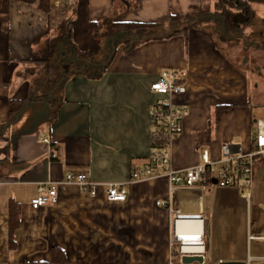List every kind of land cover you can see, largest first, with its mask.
<instances>
[{
  "label": "crops",
  "instance_id": "crops-1",
  "mask_svg": "<svg viewBox=\"0 0 264 264\" xmlns=\"http://www.w3.org/2000/svg\"><path fill=\"white\" fill-rule=\"evenodd\" d=\"M216 1L50 0L49 11L38 2H11L8 19H0V264L50 261L53 246L64 250L69 264L170 263L169 214L156 203L169 195L165 176L130 184L125 201L107 200L102 186L91 196L77 185L64 184L58 188L57 203L33 208L31 202L42 182L63 180L68 171H82L99 183L122 182L147 165L149 113L161 97L150 85L165 69L187 72V90L174 101L190 109L182 134L171 144L173 169L199 164L205 149L219 159L228 141L235 152L252 149L253 126L260 118H255L250 102V78L224 50L233 37L221 38L223 48L218 44L223 33L210 27L219 22L223 26V21L200 18L186 35L166 36L181 24L167 22L169 17L211 14ZM111 14L117 21L165 23L151 33L160 37L153 36L130 51L125 40L132 36L117 40L113 60L98 80L77 69L67 72L63 67L61 74L60 69H43L31 61L49 39H56L57 49L62 50L59 27L64 19L76 48L86 50L89 22ZM222 105L228 107L217 111ZM175 196L183 210L205 212V225L200 220H180L177 230L197 234L204 230L207 254L206 188L202 192L181 188ZM11 201L19 203L15 248L10 244ZM258 201L254 200L255 206L264 209ZM156 210L166 213V219L159 221L167 238L161 249L150 242ZM141 224L147 226L146 232ZM141 239L148 245L141 246ZM250 239L260 240L261 235ZM203 248L184 246L189 251ZM205 255L204 263L216 264Z\"/></svg>",
  "mask_w": 264,
  "mask_h": 264
},
{
  "label": "built area",
  "instance_id": "built-area-1",
  "mask_svg": "<svg viewBox=\"0 0 264 264\" xmlns=\"http://www.w3.org/2000/svg\"><path fill=\"white\" fill-rule=\"evenodd\" d=\"M60 5V2H55ZM187 72L184 70H163L159 77L152 82L150 90L160 94L161 97L150 109L149 121L151 126L150 134V153L147 165L135 169L128 180L122 182H104L99 183L92 180L82 171H68L63 180H49L42 182L38 188V196L32 200L33 208H39L58 202L59 186L64 184H74L91 196H95L97 188L102 186L105 189L106 198L109 201H125L128 197V186L130 184L150 180L159 177H167L169 182V195L165 199L157 200V205L166 208L169 214L170 224V251L171 260L169 264H206L194 261L185 263L182 256L204 255L206 254L205 232L191 233L190 230H177V223L180 220H200L206 221V214L202 211L183 210L182 206L176 201L175 193L181 188L203 191L206 183L211 179L212 166H218L217 177L213 181L214 186L220 188H240V197L245 200L247 205V220L249 240L253 225L254 214V187H257L259 197V173L256 156L264 155V119H257L255 122L256 134L252 149L249 152H235L233 144L228 141L221 147V157L213 159L210 151L205 149L201 154V162L181 170H175L171 167V144L173 140L183 132V122L190 114L188 106L178 104L174 97L185 93L187 90L184 79ZM47 141V140H46ZM258 221V220H257ZM264 240V233L261 235ZM187 244L204 246L203 250L189 251L185 250ZM263 257H254L249 254L246 264H252L253 260ZM221 261V260H220Z\"/></svg>",
  "mask_w": 264,
  "mask_h": 264
},
{
  "label": "rangeland",
  "instance_id": "rangeland-1",
  "mask_svg": "<svg viewBox=\"0 0 264 264\" xmlns=\"http://www.w3.org/2000/svg\"><path fill=\"white\" fill-rule=\"evenodd\" d=\"M231 4L244 5L245 2H243V0H231ZM250 5L249 14H246L241 7H232L230 23H226V27L228 24L233 26V29L230 27L229 30H232L229 37H233L230 41V46L228 48L223 46L221 36H219V43H217L222 45L223 48H226L224 50L231 56L235 65L241 68L250 78L249 98L251 99L250 102L253 106L255 118H264V2H252ZM247 18H249L248 21H246ZM224 26H222V22L210 25L212 29L221 32ZM125 36L130 37L131 35L127 33ZM116 37L118 36L113 34L102 37L101 48L94 55V62L102 63L113 53L114 46H119L117 40H120V38L112 41V39ZM131 40L130 38V41ZM57 45L59 47L58 42ZM66 48L62 47L61 51L58 50L59 54L56 53L55 55L56 61L54 66H56V69L61 70V74L64 73L62 68H67L69 65V59L64 58L71 57L67 55L68 51ZM73 68H76L75 64ZM255 127L254 125V134ZM257 167L261 169L259 173L260 200L258 199V202L264 207V162H257ZM217 172L218 166H212L211 179L205 185L207 191L206 209L208 212L207 232H209L208 237H206L208 247V252L205 255L206 260L215 261L217 264L220 262L217 260L219 257L234 256L237 257L235 260L246 261L250 253V255L254 257H263L264 240H249L247 205L245 200L240 197V188H220L214 186L212 183L217 177ZM257 194V187L255 185V200H257ZM219 204L222 206V209L219 207L220 210L217 209ZM253 209V216L257 217L252 220L255 227L251 229V233L256 232V234L260 236L264 233V209H262L261 206H255V204ZM154 215L157 222L155 224L154 237L150 239V242L151 246H154V249H161L167 245V238L165 230L164 232L161 230L159 221L166 219V213L156 210ZM146 227L145 224H141V231L146 232ZM140 244L141 246H147L148 242L141 239ZM252 264H264V261L256 259L252 261Z\"/></svg>",
  "mask_w": 264,
  "mask_h": 264
},
{
  "label": "trees",
  "instance_id": "trees-1",
  "mask_svg": "<svg viewBox=\"0 0 264 264\" xmlns=\"http://www.w3.org/2000/svg\"><path fill=\"white\" fill-rule=\"evenodd\" d=\"M12 1H22L27 3H35L38 2V6L44 11H49L50 8V0H0V19L7 20L9 17V8ZM245 2L244 5L237 4L232 5L231 0H217L215 2V11L213 13H207L204 15L191 16V15H172L169 17L167 22H175L179 21L180 26L177 25L170 31L166 36H172L175 34L182 33L186 35L187 31L190 28L197 26L200 18L208 19L210 17H214L217 19H221L223 21V31L221 37L225 38L230 36L231 34L230 27L233 29V26L228 24L226 27V23H230L231 17V9L232 7L238 6L241 7L246 14L250 13L252 2L262 3L264 0H243ZM115 15L111 14L109 17L99 20V21H91L88 26V48L86 50H79L76 48L75 43L72 39L71 32L68 30L67 20H63L59 27V40L62 41L65 45L64 47L68 51L69 65L67 66V72L73 71V69H77L80 73L84 74L87 78L98 80L100 79L104 72L107 70L111 61L113 60L116 47L114 46L113 53L102 63L94 62V55L101 48V39L104 36H108L110 34L116 35L118 37L112 39L115 41L117 38L126 37L125 35L129 33L133 36L134 39L125 40L127 43V50L130 51L137 45L147 41L149 38L155 36L160 37L156 34H151L154 32L153 30H159L165 22L158 23H148V22H138V21H117L114 19ZM249 18L246 19L248 21ZM182 20V21H181ZM183 22V23H182ZM182 26V28H181ZM107 28V29H106ZM181 28V29H180ZM133 42V43H132ZM132 43V44H131ZM69 48V49H68ZM57 40L49 39L45 43L43 47H41L38 51L33 53L32 62L36 65V67H42L43 69L48 70H56L55 65V57L57 53ZM78 55V56H77ZM76 65V68L71 69V67ZM65 79V78H64ZM62 79L61 81H64ZM12 105L19 106L21 101H11ZM11 105V106H12ZM228 106H218L216 109L219 111L222 108H227ZM14 110H11L13 112ZM210 130V125H209ZM208 130V131H209ZM257 162H264V155H258L255 157ZM9 220H10V244L12 248L16 247L15 242V231L19 226V203L17 201H11L9 205ZM52 259L50 261H38V262H29V261H21L20 264H69L67 256L64 250L59 246H53L51 248Z\"/></svg>",
  "mask_w": 264,
  "mask_h": 264
},
{
  "label": "water",
  "instance_id": "water-1",
  "mask_svg": "<svg viewBox=\"0 0 264 264\" xmlns=\"http://www.w3.org/2000/svg\"><path fill=\"white\" fill-rule=\"evenodd\" d=\"M182 261L185 262V263H192L194 261L203 263L204 262V257H203V255H189V254H186V255L182 256ZM217 264H246V261H238V260L223 261V260H221Z\"/></svg>",
  "mask_w": 264,
  "mask_h": 264
}]
</instances>
